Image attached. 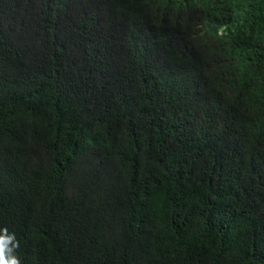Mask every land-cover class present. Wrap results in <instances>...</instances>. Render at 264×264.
<instances>
[{"label":"trees","instance_id":"trees-1","mask_svg":"<svg viewBox=\"0 0 264 264\" xmlns=\"http://www.w3.org/2000/svg\"><path fill=\"white\" fill-rule=\"evenodd\" d=\"M5 226L21 264H264V0H0Z\"/></svg>","mask_w":264,"mask_h":264},{"label":"clouds","instance_id":"clouds-1","mask_svg":"<svg viewBox=\"0 0 264 264\" xmlns=\"http://www.w3.org/2000/svg\"><path fill=\"white\" fill-rule=\"evenodd\" d=\"M153 3V2H152ZM151 3L143 9L153 17V11L150 8ZM164 4L161 3L159 8V18L153 26H161L169 23L175 17L171 12L160 10ZM177 53L163 52L162 55L152 64L144 63V67L149 72L150 83L157 88H168L172 77V61L177 57ZM204 116L203 113L200 114ZM20 246L15 233H10L5 226L0 229V264H21L20 258L16 255V249Z\"/></svg>","mask_w":264,"mask_h":264},{"label":"bare ground","instance_id":"bare-ground-1","mask_svg":"<svg viewBox=\"0 0 264 264\" xmlns=\"http://www.w3.org/2000/svg\"><path fill=\"white\" fill-rule=\"evenodd\" d=\"M110 219V218H109Z\"/></svg>","mask_w":264,"mask_h":264}]
</instances>
